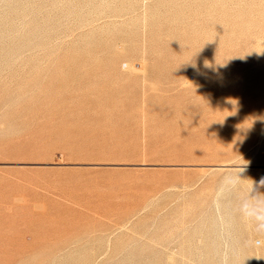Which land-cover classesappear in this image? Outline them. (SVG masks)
<instances>
[{
	"label": "rangeland",
	"instance_id": "rangeland-1",
	"mask_svg": "<svg viewBox=\"0 0 264 264\" xmlns=\"http://www.w3.org/2000/svg\"><path fill=\"white\" fill-rule=\"evenodd\" d=\"M264 0H0V264H264Z\"/></svg>",
	"mask_w": 264,
	"mask_h": 264
},
{
	"label": "clouds",
	"instance_id": "clouds-1",
	"mask_svg": "<svg viewBox=\"0 0 264 264\" xmlns=\"http://www.w3.org/2000/svg\"><path fill=\"white\" fill-rule=\"evenodd\" d=\"M261 186H264V178L259 182ZM257 210H264V201L257 200L255 203L250 204L245 202L241 205L240 211L245 218H248L250 215H253ZM256 219H264V216L257 215ZM261 228H264V224H261Z\"/></svg>",
	"mask_w": 264,
	"mask_h": 264
}]
</instances>
